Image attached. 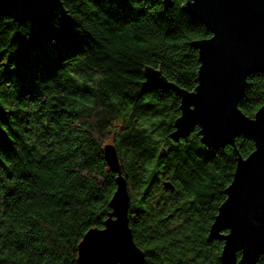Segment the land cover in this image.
I'll return each instance as SVG.
<instances>
[{
	"label": "trees",
	"instance_id": "obj_1",
	"mask_svg": "<svg viewBox=\"0 0 264 264\" xmlns=\"http://www.w3.org/2000/svg\"><path fill=\"white\" fill-rule=\"evenodd\" d=\"M185 1L63 0L68 15L48 22L0 16V264H76L116 188L108 138L143 264H223V240L207 235L233 149L206 145L198 127L174 140L179 96L142 84L143 63L187 90L195 84L190 41L209 32ZM263 102L264 72H253L238 106L253 116ZM234 143L243 157L254 148L243 134Z\"/></svg>",
	"mask_w": 264,
	"mask_h": 264
},
{
	"label": "water",
	"instance_id": "obj_2",
	"mask_svg": "<svg viewBox=\"0 0 264 264\" xmlns=\"http://www.w3.org/2000/svg\"><path fill=\"white\" fill-rule=\"evenodd\" d=\"M162 3L168 7L171 0ZM182 10L209 32L208 37L190 41L199 63L195 84L187 90L167 80L159 65L151 67L145 63L142 84L172 89L179 96L180 114L173 121L174 129L167 133L174 140L185 138L198 127L199 137L206 145L230 144L235 169L222 189L225 197L216 207L207 236L223 240V264H257L264 253V102L253 116L242 112L238 103L247 77L253 72H264V0H186ZM1 15L17 22L35 23L40 19L48 22L68 12L63 0H0ZM238 134L254 142L245 157L234 149ZM103 155L107 166L116 173V188L103 226L89 228L78 243L76 264H143L144 252L135 244L128 225L129 194L113 143L103 145ZM164 184L172 186L166 181ZM115 247L121 253L111 251L108 257ZM93 248L100 255L89 259ZM238 251L240 256L236 257Z\"/></svg>",
	"mask_w": 264,
	"mask_h": 264
},
{
	"label": "bare ground",
	"instance_id": "obj_3",
	"mask_svg": "<svg viewBox=\"0 0 264 264\" xmlns=\"http://www.w3.org/2000/svg\"><path fill=\"white\" fill-rule=\"evenodd\" d=\"M104 240H105V239H104ZM106 241H107V239H106ZM96 246H97V245H96ZM122 247H124V246H122ZM107 248H108V247H107ZM120 248H121V247H120ZM96 250H98V249L93 248L92 251L90 250V251H91V252H90V254H91L90 256H91V257H89V259H92V258H95V259H96V258L99 257L100 253H99V252H95ZM111 251H113V252H117V253H119V254L121 253V251H120L118 248H116V247H115V249H112V250H110L109 252H111ZM124 251H125V250H124ZM87 254H88V253H87ZM111 255H112V252L109 253L108 257L111 256ZM85 258H86V257H85Z\"/></svg>",
	"mask_w": 264,
	"mask_h": 264
},
{
	"label": "clouds",
	"instance_id": "obj_4",
	"mask_svg": "<svg viewBox=\"0 0 264 264\" xmlns=\"http://www.w3.org/2000/svg\"><path fill=\"white\" fill-rule=\"evenodd\" d=\"M212 34V33H211ZM212 37H213V34H212ZM254 120V119H253ZM253 120H249V121H253ZM226 233H228V231H225L224 232V236H227L228 234H226ZM237 253H240V252H237ZM237 253H236V257H237Z\"/></svg>",
	"mask_w": 264,
	"mask_h": 264
},
{
	"label": "rangeland",
	"instance_id": "obj_5",
	"mask_svg": "<svg viewBox=\"0 0 264 264\" xmlns=\"http://www.w3.org/2000/svg\"><path fill=\"white\" fill-rule=\"evenodd\" d=\"M105 143H112V142L110 141V138H108V139H106Z\"/></svg>",
	"mask_w": 264,
	"mask_h": 264
},
{
	"label": "snow or ice",
	"instance_id": "obj_6",
	"mask_svg": "<svg viewBox=\"0 0 264 264\" xmlns=\"http://www.w3.org/2000/svg\"><path fill=\"white\" fill-rule=\"evenodd\" d=\"M209 39H211V37H209ZM228 198L226 197V200H227ZM226 234H228V233H226Z\"/></svg>",
	"mask_w": 264,
	"mask_h": 264
}]
</instances>
